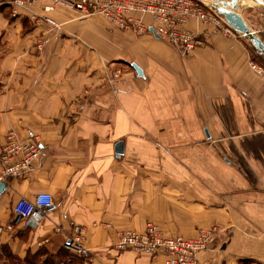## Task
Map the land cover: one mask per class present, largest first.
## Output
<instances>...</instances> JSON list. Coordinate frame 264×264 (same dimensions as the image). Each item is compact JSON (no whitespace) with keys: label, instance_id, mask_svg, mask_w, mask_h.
Returning <instances> with one entry per match:
<instances>
[{"label":"crops","instance_id":"1","mask_svg":"<svg viewBox=\"0 0 264 264\" xmlns=\"http://www.w3.org/2000/svg\"><path fill=\"white\" fill-rule=\"evenodd\" d=\"M11 1L0 2V152L13 128L42 154L4 182L0 226L21 197L48 191L54 204L37 227L2 232L12 257L0 263L84 264L62 257L78 224L90 264H160L114 248L118 230L154 221L187 237L219 225L200 264H264V77L252 64L264 65L250 40L192 22L202 43L184 56L103 15L59 5L55 27L42 19L52 0L15 15ZM240 12L264 42V9Z\"/></svg>","mask_w":264,"mask_h":264},{"label":"built area","instance_id":"2","mask_svg":"<svg viewBox=\"0 0 264 264\" xmlns=\"http://www.w3.org/2000/svg\"><path fill=\"white\" fill-rule=\"evenodd\" d=\"M33 2L12 0L13 14H17L19 8L29 9ZM59 5L82 12L81 18L103 15L123 31L154 34L184 56L202 43L190 27L192 22L213 25L225 36H242L205 0H52L44 6L42 19L55 27L59 23L49 14ZM252 65L264 77V69L254 63ZM40 142L37 135L23 138L13 128L7 132L0 152L1 183L22 174L35 164L42 154ZM53 204L54 196L48 191L38 192L32 199L19 198L13 207L14 219L0 226V240L3 231H11L19 224L26 228L37 227ZM220 231V227L211 226L201 228L193 237L169 235L159 224L147 221L143 230H118L114 248L133 251L138 257H147L151 261L161 258L160 264H200L199 254L207 249ZM84 233L82 225L74 224L65 248L80 257L84 264H90L92 254L84 245Z\"/></svg>","mask_w":264,"mask_h":264},{"label":"water","instance_id":"3","mask_svg":"<svg viewBox=\"0 0 264 264\" xmlns=\"http://www.w3.org/2000/svg\"><path fill=\"white\" fill-rule=\"evenodd\" d=\"M211 7L221 15L226 22L238 33L249 39L255 48L264 56V42L249 26L242 16L240 10L245 4H250L264 9V0H211ZM158 37V36H157ZM133 68L142 76L143 71L139 65L132 63ZM125 146L123 141L117 142L115 152L118 155L124 154ZM6 184H0V192L5 189ZM49 208H53V205Z\"/></svg>","mask_w":264,"mask_h":264},{"label":"rangeland","instance_id":"4","mask_svg":"<svg viewBox=\"0 0 264 264\" xmlns=\"http://www.w3.org/2000/svg\"><path fill=\"white\" fill-rule=\"evenodd\" d=\"M6 1H8V0H0V2H6ZM205 1H207V2H209L208 0H205ZM210 5H211V3H209ZM256 14H258L257 12H256ZM94 16V15H93ZM100 17V14H97L96 16H94V17ZM101 18H102V15H101ZM103 18H105L104 16H103ZM260 18V17H259ZM262 18V17H261ZM106 19V18H105ZM107 20V19H106ZM108 21V20H107ZM110 23V22H109ZM111 24V23H110ZM112 25V24H111ZM115 27V26H114ZM118 29V28H117ZM118 30H120V29H118ZM136 34H138V35H148V33H141V34H139V33H136ZM251 42V41H250ZM170 44V43H169ZM251 44H252V42H251ZM252 46H253V48H255V46L252 44ZM258 51V50H257ZM262 57H263V65H264V56L262 55ZM152 222H154V221H152ZM156 223V222H155ZM158 224V223H157ZM160 225V224H159ZM161 226V225H160ZM213 226H218V227H220L219 225H213ZM161 228H162V226H161ZM221 228V227H220ZM163 229V228H162ZM201 229V228H200ZM199 229V230H200ZM223 231L221 230L217 235H219L220 233H222ZM198 233V232H197ZM173 235V234H172ZM176 235H180V234H176ZM197 235V234H196ZM181 236H184V235H181ZM185 237H187V236H185ZM67 251H68V253L66 254V255H63L64 257H66V259L67 258H69V259H72L73 258V252H71L70 250H68L67 249Z\"/></svg>","mask_w":264,"mask_h":264},{"label":"trees","instance_id":"5","mask_svg":"<svg viewBox=\"0 0 264 264\" xmlns=\"http://www.w3.org/2000/svg\"><path fill=\"white\" fill-rule=\"evenodd\" d=\"M254 49H255V51H257L256 48H254ZM257 55H258L259 57H262V54H260L259 52H257ZM262 60H263V57H262ZM262 62H263V61H262ZM1 251H3V253L0 252V253H1V254H0V260L2 259L3 255H4V256L6 255L8 258L12 257L11 254H10L9 252H7L5 248H3ZM67 253H68L67 250H64V251L62 252V257H63V259L66 258V257H64L63 255H66ZM0 264H7V263H6V261H3V262H1Z\"/></svg>","mask_w":264,"mask_h":264},{"label":"bare ground","instance_id":"6","mask_svg":"<svg viewBox=\"0 0 264 264\" xmlns=\"http://www.w3.org/2000/svg\"><path fill=\"white\" fill-rule=\"evenodd\" d=\"M209 2L208 3H211L212 1L211 0H208ZM207 2V1H206Z\"/></svg>","mask_w":264,"mask_h":264}]
</instances>
